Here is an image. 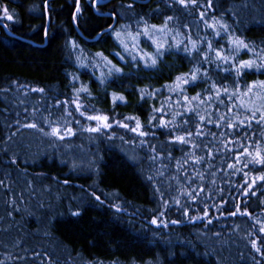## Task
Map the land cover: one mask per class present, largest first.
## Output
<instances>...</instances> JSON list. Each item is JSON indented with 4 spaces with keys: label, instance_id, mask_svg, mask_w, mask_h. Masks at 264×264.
I'll use <instances>...</instances> for the list:
<instances>
[{
    "label": "trees",
    "instance_id": "trees-1",
    "mask_svg": "<svg viewBox=\"0 0 264 264\" xmlns=\"http://www.w3.org/2000/svg\"><path fill=\"white\" fill-rule=\"evenodd\" d=\"M120 1L103 9L114 11L119 23L131 25L132 32L141 18L149 25L161 26L166 17H173L168 24L170 33L153 35L161 43L172 44L173 37L183 41L181 48L165 50L155 67L145 66L139 56L133 62L123 53L111 33L94 41L85 38L96 36L111 22V16L95 10L91 1L79 0L82 12L76 23L85 36L82 37L72 19L76 0H49L47 8L44 0H0V264H264V233L259 231L262 225L257 224V219L264 222V189L245 196L240 185L246 177L243 173L233 174L228 167H242L233 158L235 145L225 147L220 137L221 132L232 130L215 124L202 127L193 113L184 117L189 121L187 126L183 125V118L177 117L175 134H184L185 127L192 131V143L199 145L192 149L191 145L173 143L169 129L147 126L153 106L160 108L163 104L166 120H172V111L182 110L175 104L181 99L179 93H170L164 86L173 84L176 76L188 73L197 63L217 83L233 82L231 73L223 72L215 64L200 62V54L185 53L183 45L190 46L189 38H206L213 47L230 54L227 35L213 37V30L204 26V21L212 23L211 17L215 15L230 26L234 35L254 42L259 52L264 47V0H212L210 9L205 7L208 0H197L198 7L187 8L176 0ZM4 7L13 20L4 16ZM201 11L205 12L203 19L199 16ZM4 24L33 43L9 35ZM67 40H75L83 53L72 50L65 43ZM138 47L146 57L155 54L147 37H140ZM206 49L205 43L200 52ZM97 51L123 72L106 75L102 83L97 79L102 71L80 67L77 56L83 59V55ZM117 52L125 59L121 60ZM236 58L254 57L244 50ZM72 74L91 92V97H79L84 105L81 111L96 114L89 109L90 105L108 115L110 122L112 117L125 123H130L124 120L125 116L138 117L144 130L154 134L143 138L148 143H142L136 133L115 125L110 130L116 134L111 140L80 131L81 125L87 128L95 122L74 110L71 97L73 88H79L80 83L70 79ZM245 79L262 80L264 75L246 74ZM210 83L198 80L194 86H185V94L192 97L199 92L204 99L203 90ZM240 83L243 85L244 81ZM41 88L44 92L33 91ZM140 89L159 91L141 100ZM113 93L124 96L125 101L117 100L114 105ZM169 97L171 104L164 103ZM66 99L67 105L57 103ZM204 107L201 106V114L207 115ZM219 107L224 110V105ZM65 108L71 111V117L66 116ZM41 117L60 125L68 119L76 135L61 141L37 129L20 127L35 122L49 131ZM197 128H202L204 135H198ZM245 131L249 136L256 133L258 139L261 129L254 126ZM231 139L234 141L236 136ZM151 147L156 149L154 153ZM193 151L204 159L197 163L186 156ZM178 161L182 168L176 167ZM73 163L78 167L73 168ZM245 171L256 174L257 169L250 167ZM196 173H203L204 180H199ZM189 175L191 181L186 179ZM182 188L195 190L198 199L182 196ZM93 192L101 196L103 204L94 200ZM173 198L190 208L189 217L202 216L204 211L209 215L196 220L184 217L177 211L180 205L172 203ZM164 201L168 202L167 209L163 207ZM113 204L120 205V210ZM235 204L240 205L242 212L247 208L252 215H229L235 211ZM77 211L80 214L73 215ZM160 211L164 212L162 219L166 223H151ZM177 220L181 222L172 223ZM252 241H256V246Z\"/></svg>",
    "mask_w": 264,
    "mask_h": 264
},
{
    "label": "snow or ice",
    "instance_id": "snow-or-ice-1",
    "mask_svg": "<svg viewBox=\"0 0 264 264\" xmlns=\"http://www.w3.org/2000/svg\"><path fill=\"white\" fill-rule=\"evenodd\" d=\"M97 0H92L93 6ZM179 5L184 6L185 8L189 7V5L197 6V0H176ZM45 8H47V0H44ZM129 8L132 5H128ZM206 8L212 7V0H208V3L205 5ZM82 12L80 7L79 0L75 2V10L72 16L73 21H77L78 14ZM4 16L8 20H13L14 17L11 15L7 9V7L3 8ZM200 18L205 17V12H199ZM212 23H208L206 20L204 21L205 28H211L213 30V37H218L223 35H227L229 49L227 52L230 54H226V50L223 48L213 47V43L211 40H207L206 38H201L200 41H193L189 38V43L184 44L182 50L185 53L191 54L193 52L200 54V62L208 63L209 65L215 64L216 68L223 70L225 73L232 74V83H226L222 80L220 83H217L215 80L209 76L208 71L204 70L200 67V63H197L193 66L192 70L188 73H182L176 76L173 84L165 85L169 92H178L181 96V99L175 101V104L178 109H182L180 111H172V120L164 119L166 115L164 111L163 104L160 108L152 107V111L149 114L147 126L150 128H163L170 130V140L173 143L180 145H191L192 149H196L199 145L192 143L193 133L190 130H187L185 127L184 134L176 135L178 125L175 123L177 117H181L182 123L184 126H187L189 121L187 118L188 113H193L198 122L202 125V127H206L207 124H215L217 127H224L226 129H231L229 132H221L220 137L223 138V145L227 147L229 144H234L236 148V152L234 153V159L237 163L241 164L242 167L237 168L236 164H228V167L233 169V174L243 173L246 177L244 183L240 185V189L242 190L245 196L249 194L255 195L256 191L260 189H264V79L262 80H252L247 81L245 79L246 74H259L264 75V47H261L259 52L256 51V44L254 42H246L240 36L234 35L229 31L230 26L224 22L223 19L215 17L213 15L211 17ZM173 20V17H166L164 20V24L161 26L157 25H149L146 20H141L136 22V31L132 32L131 25L129 24H120L119 19L116 17V13L113 11L111 13V22L107 24V27H102V30L97 32L96 35L103 37L104 35L111 33L116 44L121 48L123 53L128 54L133 62L139 59L143 61L145 66L155 67L158 63V58L164 55L165 50H171L172 48L180 49L183 41H176L173 37L174 43L168 44L167 41L161 43L157 39H155L153 33L154 32H171L172 29L168 28V24ZM143 25V27H141ZM150 29L152 31H150ZM45 36H47V29L44 30ZM141 36L147 37L152 41L155 47V54H141V51L138 47L139 39ZM65 43L74 51L79 53H83V49L77 44L75 40H67ZM207 45L206 51L203 53L200 52L201 45ZM264 44V41L261 42ZM246 50L251 53L254 58L248 60H237V54L241 51ZM211 54V59H210ZM117 56L121 60L125 59V56L121 54V52L116 53ZM95 57L99 59L102 64L107 68V73H101L99 79L102 83L106 79L107 76H112L114 74L122 73L123 69L116 67L112 64L110 60L107 59L103 55L102 52H98L95 54ZM77 62L80 64V67H93L99 68L101 64H89L87 62V58H81V56L76 57ZM70 79L73 82L80 83L79 88H73V95L71 97V103L74 105V110L79 112L82 117H86L88 121H94L95 126L91 124L85 128L83 125L80 126V131H87L89 133H96L105 136L109 140L115 137V132H110L115 125L117 128L126 129L133 133H136L137 136L141 139V142L147 144L148 141L143 139L148 137L149 135H154L149 131H145V125L141 123L140 119L135 116H125L124 120L129 121L133 126L130 127V123H125L121 120H116L115 117L111 118L106 114L100 113L98 110L92 108L89 105V109L93 112H96L94 115H88L86 112L81 111L84 105L80 102L79 97L82 94L88 95L91 97V92L86 85L79 81V77L75 74L70 76ZM198 80H208L211 81L209 87L204 89V93H206L204 99H201V93H197L195 96L189 97L185 94L186 89L185 86H194L196 85ZM241 80L244 81L243 85H241ZM241 88L243 90H241ZM33 91L44 92V89H33ZM140 99L143 100L145 96L151 98L155 96L156 91H147V89H140ZM113 104L115 105L116 101L119 100L121 102L125 101V97L119 95L117 93L112 94ZM214 101H218V104L213 103ZM225 101L228 103L226 104ZM195 102V103H193ZM57 103H63L67 105L69 101L66 99L63 102L57 101ZM164 103L171 104V98L169 97ZM191 105V106H189ZM204 105L203 111L207 113V115L201 114V106ZM219 105H224V110L221 111ZM213 110H215V119L213 118ZM35 112V110H34ZM65 113L67 117H71V111H68L65 108ZM159 117V119H157ZM43 122L48 126L49 131L45 132L42 127H39L37 123L33 122L26 125H20V127L24 128H34L40 131L43 135L48 137H54L58 140L63 141L66 137L76 135V130H74L70 124L71 122L68 119L64 120V124L60 125L58 122H53L49 120L47 117H41ZM155 121V123H153ZM19 124V121H17ZM79 124V121H76ZM258 127L261 129L259 132V136L257 139L256 133H252L249 136L248 131L245 129L251 130L253 127ZM236 129H240L241 132L237 134ZM196 132L198 135H204L202 128H197ZM215 136L214 133H212ZM232 136H236V139L233 141L231 139ZM123 140V137H120ZM135 143V141H133ZM151 151L154 153L156 149L151 147ZM217 152L220 151L219 148L216 149ZM171 156V153H169ZM186 156L194 158L197 163L201 162L204 157L195 156L194 151L186 153ZM150 159L155 160L156 156H150ZM135 159V157H132ZM188 160H184V164H187ZM211 167V164L209 165ZM73 168L78 167L75 163L72 165ZM177 168H182L183 165L178 161ZM257 169L256 174H251L249 171H245V169ZM199 180H204L203 173H196ZM148 179H152V177H148ZM179 179V177H177ZM186 179L191 181V175L187 176ZM2 183V181H0ZM67 183V181H65ZM158 191V189H157ZM199 191H203V188H200ZM182 196H185L187 199L197 200L198 194L195 190H188L186 188H182L180 191ZM92 197L97 203L103 204L104 201L101 200V196L96 195L95 192L91 193ZM102 195H107L102 193ZM162 197V194H161ZM172 203L180 205L177 208V211L181 213L182 216L188 217L189 219H203L209 215L207 211L203 212L202 216H188L190 208L180 203V199L173 198ZM227 203V201H224ZM112 207L120 210V205L113 204ZM217 209L220 208V205H215ZM163 207L167 209L168 202L164 201ZM208 206L205 205V208ZM235 211L230 212L229 215H248L251 216L252 213L247 211V208L244 211H241L240 205L235 204ZM79 211L74 212L73 215H79ZM164 212L160 211L158 217L152 219L151 223L154 224H162L166 223L164 219ZM181 221H172V223H180ZM211 222V221H209ZM257 224H261L262 226L259 228V231L264 233V222H261L257 219ZM253 246H256V241H252ZM257 251H260V248L257 247ZM264 255V252L261 253Z\"/></svg>",
    "mask_w": 264,
    "mask_h": 264
},
{
    "label": "water",
    "instance_id": "water-1",
    "mask_svg": "<svg viewBox=\"0 0 264 264\" xmlns=\"http://www.w3.org/2000/svg\"><path fill=\"white\" fill-rule=\"evenodd\" d=\"M48 1H49V0H47V3H48ZM107 1H109V0H107ZM111 13H112V12H107V13H105L104 15L111 16ZM116 17H117V16H116ZM47 20H48V21H47V28H48V25H49V16H48V15H47ZM75 25H76V27H77V23H76V21H75ZM4 28H5L6 32H7L9 35L33 43V41H32L31 39H28V38H26V37H22V36H20V35H18V34H16V33L12 32V31L6 26V24H4ZM47 28H46V29H47ZM77 30H78V33H79L82 37H85L84 34L82 33V31H81L78 27H77ZM98 37H99V35H96V36H94V37H85V38H86L87 40H89V41H94V40H96ZM46 42H47V36H45V43H44V44H46ZM44 44H43V45H44Z\"/></svg>",
    "mask_w": 264,
    "mask_h": 264
},
{
    "label": "flooded vegetation",
    "instance_id": "flooded-vegetation-1",
    "mask_svg": "<svg viewBox=\"0 0 264 264\" xmlns=\"http://www.w3.org/2000/svg\"><path fill=\"white\" fill-rule=\"evenodd\" d=\"M89 2L91 1L92 2V0H88ZM121 2L120 0H109V1H107V0H97V2L95 3V5L93 6V4H92V7L95 9V10H99L100 11V13L102 14V15H104L107 11H104V7L105 6H108V5H110V4H112V3H114V2Z\"/></svg>",
    "mask_w": 264,
    "mask_h": 264
},
{
    "label": "rangeland",
    "instance_id": "rangeland-1",
    "mask_svg": "<svg viewBox=\"0 0 264 264\" xmlns=\"http://www.w3.org/2000/svg\"><path fill=\"white\" fill-rule=\"evenodd\" d=\"M112 36V35H111ZM98 52H101V51H97L96 53H98ZM96 53H93L92 55H83V58H87V60H89V62H90V64H101V67H99V68H97V69H99L100 71H102V72H104L105 74L107 73V68L102 64V62L99 60V59H97L96 57H95V54ZM104 55V54H103ZM105 57H106V55H104ZM108 59V58H107ZM109 60V59H108ZM95 126V125H94Z\"/></svg>",
    "mask_w": 264,
    "mask_h": 264
}]
</instances>
